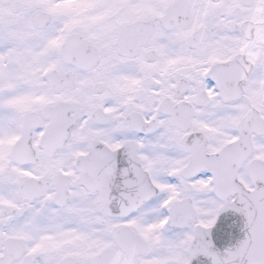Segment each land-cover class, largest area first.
I'll use <instances>...</instances> for the list:
<instances>
[{
  "label": "snow or ice",
  "instance_id": "6c2138e0",
  "mask_svg": "<svg viewBox=\"0 0 264 264\" xmlns=\"http://www.w3.org/2000/svg\"><path fill=\"white\" fill-rule=\"evenodd\" d=\"M0 264H264V0H0Z\"/></svg>",
  "mask_w": 264,
  "mask_h": 264
}]
</instances>
